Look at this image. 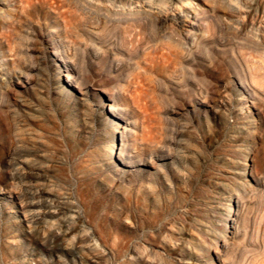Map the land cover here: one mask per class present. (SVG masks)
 Here are the masks:
<instances>
[{
  "label": "rangeland",
  "instance_id": "obj_1",
  "mask_svg": "<svg viewBox=\"0 0 264 264\" xmlns=\"http://www.w3.org/2000/svg\"><path fill=\"white\" fill-rule=\"evenodd\" d=\"M0 264H264V0H0Z\"/></svg>",
  "mask_w": 264,
  "mask_h": 264
},
{
  "label": "bare ground",
  "instance_id": "obj_2",
  "mask_svg": "<svg viewBox=\"0 0 264 264\" xmlns=\"http://www.w3.org/2000/svg\"><path fill=\"white\" fill-rule=\"evenodd\" d=\"M23 2H29V1H31V0H22ZM83 3V2H82ZM85 3V2H84ZM87 4V3H86ZM88 5H84L83 4V6H82V11L85 13V14H88V15H90V17H91V15H96V16H98V18L100 17V18H102L103 19V21L105 20L106 22L107 21H109V20H114V17H110V15H107V14H105L106 12H108V11H105V13H101V11H102V9L101 10H99V11H96V9L93 7L92 8V6L90 7V6H88ZM110 13V12H109ZM126 15V14H125ZM113 16H115V15H113ZM117 16V15H116ZM115 16V17H116ZM121 15H119L118 16V19H117V21L120 23V22H133V21H135L136 20V18H135V16H134V14H133V16H131V17H129V18H125V19H122V20H120L119 19V17H120ZM115 21V20H114ZM51 35V34H50ZM64 77L67 79V81H70L71 80V77L70 76H68V75H64ZM110 108H109V111L110 112H115V109H114V107H112V106H109ZM109 112V113H110ZM130 125V124H129ZM117 128H119L120 129V131H122L121 132V136H123L124 135V133H126L127 132V134H128V132H130V128H129V126L128 125H126L125 127H123V126H120V125H117ZM120 131H118L117 133H119ZM127 148V147H126ZM114 154V152L113 151H111V155H113ZM118 162L120 163V164H124V159H122V157L118 160ZM153 168H156V165H155V163L154 162H150L149 163ZM31 180V179H30ZM29 180V181H30ZM36 180V179H35ZM37 183V182H36ZM31 184H34L35 185V183H31ZM37 186V185H36ZM34 187V186H33ZM36 189H38V188H36ZM31 190V189H30ZM30 192V194H32L33 196V200L32 201H30L29 203H28V206H29V209H28V211H35L34 213L38 216L39 215V213H41V210L40 209H42L43 207H49V206H52V205H50V204H48V202H47V200L45 201L44 200V197H43V194L44 193H46L45 192V190H43V189H38V190H35L34 188H33V190H31V191H29ZM27 205V204H26ZM27 208V207H26ZM59 208H61V206H59ZM58 209V208H57ZM32 213V212H31ZM44 213V212H43ZM40 216V215H39ZM37 217V219H39L40 217ZM36 221V220H35ZM68 235V231H65L64 232V234H63V237H65V236H67Z\"/></svg>",
  "mask_w": 264,
  "mask_h": 264
},
{
  "label": "snow or ice",
  "instance_id": "obj_3",
  "mask_svg": "<svg viewBox=\"0 0 264 264\" xmlns=\"http://www.w3.org/2000/svg\"><path fill=\"white\" fill-rule=\"evenodd\" d=\"M239 4V0H234V5H238ZM179 4H176V7H179ZM249 163H251V161H249Z\"/></svg>",
  "mask_w": 264,
  "mask_h": 264
},
{
  "label": "clouds",
  "instance_id": "obj_4",
  "mask_svg": "<svg viewBox=\"0 0 264 264\" xmlns=\"http://www.w3.org/2000/svg\"><path fill=\"white\" fill-rule=\"evenodd\" d=\"M228 2L234 4V0H228Z\"/></svg>",
  "mask_w": 264,
  "mask_h": 264
}]
</instances>
